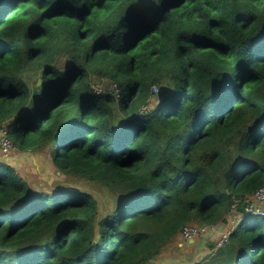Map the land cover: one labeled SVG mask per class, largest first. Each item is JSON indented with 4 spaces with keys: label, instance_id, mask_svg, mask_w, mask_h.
I'll return each mask as SVG.
<instances>
[{
    "label": "trees",
    "instance_id": "trees-1",
    "mask_svg": "<svg viewBox=\"0 0 264 264\" xmlns=\"http://www.w3.org/2000/svg\"><path fill=\"white\" fill-rule=\"evenodd\" d=\"M0 127L117 196L99 218L0 161V264H149L264 185V0H0ZM237 213L199 264H264V216Z\"/></svg>",
    "mask_w": 264,
    "mask_h": 264
},
{
    "label": "rangeland",
    "instance_id": "rangeland-1",
    "mask_svg": "<svg viewBox=\"0 0 264 264\" xmlns=\"http://www.w3.org/2000/svg\"><path fill=\"white\" fill-rule=\"evenodd\" d=\"M153 1L157 2L158 0ZM38 76V74H31L30 81H34ZM93 83H101L104 89L116 88L115 85L110 86V83L105 79H94ZM121 88L123 90V86ZM120 94L121 91H119ZM0 161L13 166L18 175L37 191L53 192L56 189L61 191L77 189L90 192L97 201L99 218L110 212L116 204L117 196L111 189L89 178L60 172L53 165L48 150L32 153L20 152L14 148L6 156L0 153ZM248 215L253 217L252 214ZM242 220L239 213L233 212L225 222L215 225L208 234L196 236L191 242L183 241L179 236H176L162 249V253L156 259H160L162 264H199L210 253V247L214 246L217 239L222 234L232 231L233 227L240 224Z\"/></svg>",
    "mask_w": 264,
    "mask_h": 264
},
{
    "label": "built area",
    "instance_id": "built-area-1",
    "mask_svg": "<svg viewBox=\"0 0 264 264\" xmlns=\"http://www.w3.org/2000/svg\"><path fill=\"white\" fill-rule=\"evenodd\" d=\"M101 83H96L92 85V88L95 92H102L103 86ZM116 86V85H115ZM112 91L115 93V96L119 95V87L113 88ZM5 134L0 139V153L2 155H8L12 149L15 148L11 140L7 137V131L4 128H1ZM239 207L243 208L245 214H258L264 216V185L259 187L251 196L243 199L232 197L231 210L230 212H236ZM210 227L208 225H198L197 223H189L185 225L180 233L181 239L184 241H189L195 238L196 236H201L206 233ZM231 231L228 233L222 234L214 245V250L218 247H221L227 240Z\"/></svg>",
    "mask_w": 264,
    "mask_h": 264
},
{
    "label": "crops",
    "instance_id": "crops-1",
    "mask_svg": "<svg viewBox=\"0 0 264 264\" xmlns=\"http://www.w3.org/2000/svg\"><path fill=\"white\" fill-rule=\"evenodd\" d=\"M189 242H191V240H189ZM160 259H154V260H152L149 264H153V263H155V264H162V263H160ZM167 264H170V263H167Z\"/></svg>",
    "mask_w": 264,
    "mask_h": 264
},
{
    "label": "water",
    "instance_id": "water-1",
    "mask_svg": "<svg viewBox=\"0 0 264 264\" xmlns=\"http://www.w3.org/2000/svg\"><path fill=\"white\" fill-rule=\"evenodd\" d=\"M39 83V81H38ZM5 134L3 133V131L1 130V127H0V139L4 136ZM192 241V240H191Z\"/></svg>",
    "mask_w": 264,
    "mask_h": 264
},
{
    "label": "clouds",
    "instance_id": "clouds-1",
    "mask_svg": "<svg viewBox=\"0 0 264 264\" xmlns=\"http://www.w3.org/2000/svg\"><path fill=\"white\" fill-rule=\"evenodd\" d=\"M184 241V240H183Z\"/></svg>",
    "mask_w": 264,
    "mask_h": 264
}]
</instances>
